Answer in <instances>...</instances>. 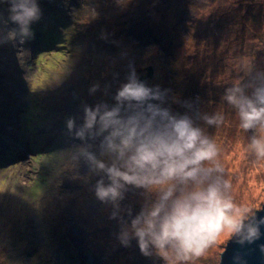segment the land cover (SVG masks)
<instances>
[{
  "label": "rangeland",
  "instance_id": "obj_1",
  "mask_svg": "<svg viewBox=\"0 0 264 264\" xmlns=\"http://www.w3.org/2000/svg\"><path fill=\"white\" fill-rule=\"evenodd\" d=\"M35 3L34 31L23 35L10 20V0H0V264H169L151 249L141 254L135 239L120 243L119 220L129 221L128 213L109 219L112 209L91 191L95 178L85 179L87 170L64 153L66 119L82 116V104H112L104 86L114 93L129 64L137 75L152 66L146 82L163 94L157 103L215 139L243 215L262 208L264 160L245 158L247 134L223 95L249 61L256 66L246 83L264 73V0ZM52 33L60 41L49 47ZM24 112L34 114L30 125ZM216 113L224 121L205 124L202 117ZM143 201L131 189L120 207L134 217ZM230 239L222 234L184 264H220Z\"/></svg>",
  "mask_w": 264,
  "mask_h": 264
},
{
  "label": "clouds",
  "instance_id": "obj_2",
  "mask_svg": "<svg viewBox=\"0 0 264 264\" xmlns=\"http://www.w3.org/2000/svg\"><path fill=\"white\" fill-rule=\"evenodd\" d=\"M38 16L35 0H10V20L23 35H30L28 25ZM255 66L249 61L248 71L225 88L223 100L247 134L245 158L259 161L264 160V73H257L254 84L245 82ZM117 75L113 73L114 80ZM99 87L93 84L89 94ZM109 88L105 84L104 94L111 95L112 104H82V116L66 119L64 153L87 170L85 179L95 178L91 191L105 210L112 209L109 219L128 213L129 221L119 220L120 243L128 246L135 239L141 254L148 256L151 249L169 264H184L201 256L222 234L240 235L247 218L231 196L232 182L215 139L188 115L155 103L163 94L141 80L131 64L115 92ZM202 119L219 126L224 116ZM131 189L144 195L134 217L131 207H120ZM246 235L257 237L258 229L248 226Z\"/></svg>",
  "mask_w": 264,
  "mask_h": 264
},
{
  "label": "water",
  "instance_id": "obj_3",
  "mask_svg": "<svg viewBox=\"0 0 264 264\" xmlns=\"http://www.w3.org/2000/svg\"><path fill=\"white\" fill-rule=\"evenodd\" d=\"M146 71L145 75H138L143 81L153 76L152 66L146 68ZM248 226L258 229L257 237L247 238ZM262 246H264V204L260 210L255 211L253 216H250L245 221V229L241 234L232 237L227 242L225 251L220 257V264H264V250H262Z\"/></svg>",
  "mask_w": 264,
  "mask_h": 264
},
{
  "label": "trees",
  "instance_id": "obj_4",
  "mask_svg": "<svg viewBox=\"0 0 264 264\" xmlns=\"http://www.w3.org/2000/svg\"><path fill=\"white\" fill-rule=\"evenodd\" d=\"M29 31H34V28L29 29ZM48 41H51V44L48 45L49 47H51V46H54L57 43H59L60 39H58L56 34L52 33L50 35ZM33 120H34V114L33 113L24 112L23 121H25V123H28V125H30V122ZM26 121H28V122H26Z\"/></svg>",
  "mask_w": 264,
  "mask_h": 264
},
{
  "label": "bare ground",
  "instance_id": "obj_5",
  "mask_svg": "<svg viewBox=\"0 0 264 264\" xmlns=\"http://www.w3.org/2000/svg\"><path fill=\"white\" fill-rule=\"evenodd\" d=\"M46 44H47V45L51 44V41H48ZM38 47H39V48H38L39 50H40V48H42V47H40V46H38ZM41 50H42V49H41ZM147 68H148V67H147ZM18 134H19V133H18ZM22 142L24 143V141H22ZM23 143H22V144H23ZM3 148H4V145L2 146V149H3ZM25 151H26V150H25ZM25 151H24V152H25ZM7 154H8L9 156L12 155L11 152H7ZM2 162H3V161L0 160V163H2Z\"/></svg>",
  "mask_w": 264,
  "mask_h": 264
}]
</instances>
